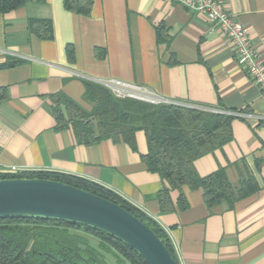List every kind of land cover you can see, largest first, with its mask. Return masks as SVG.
I'll return each mask as SVG.
<instances>
[{
  "label": "crops",
  "instance_id": "1",
  "mask_svg": "<svg viewBox=\"0 0 264 264\" xmlns=\"http://www.w3.org/2000/svg\"><path fill=\"white\" fill-rule=\"evenodd\" d=\"M89 1L87 16L65 10L62 0H29L0 13V166L70 174L113 191L166 232L179 264H264V96L238 68L231 43L174 0ZM217 1L249 28L264 62V0ZM30 20H49L52 39L31 33ZM108 79L146 87L167 103L237 112L231 141L194 165L200 176L223 169L233 186L252 176L257 190L209 208L200 190L183 186L185 207L170 190L171 209L162 211L156 195L166 184L141 160L142 131L134 151L111 140L85 146L69 126L56 128L48 95L87 108L83 81ZM88 241L104 264H128Z\"/></svg>",
  "mask_w": 264,
  "mask_h": 264
},
{
  "label": "trees",
  "instance_id": "2",
  "mask_svg": "<svg viewBox=\"0 0 264 264\" xmlns=\"http://www.w3.org/2000/svg\"><path fill=\"white\" fill-rule=\"evenodd\" d=\"M29 0H0V13L23 6ZM65 10L87 16L89 0H62ZM28 28L39 39H52L49 20H30ZM162 25L156 28L159 35ZM13 65V64H10ZM83 108L63 93L50 94L51 109L57 129L70 127L77 143L93 145L101 140L123 142L136 150L135 132L145 136L147 152L141 160L149 172L166 184L156 195L161 210H170L169 192H179V206L185 207L183 186L201 191L207 207L231 206L236 200L257 190L254 178H242L237 186L218 169L205 176L197 173L195 161L222 148L231 141L228 112L208 111L173 103L149 104L133 99L115 98L105 87L83 81ZM40 178L57 181L109 200L144 222L161 240L178 263L166 232L156 222L113 191L90 180L54 171H22L0 174L6 178ZM88 237L98 240L101 250L111 251L119 262L147 264L134 250L103 231L46 218H0V264H104L100 252L91 248ZM179 264V263H178Z\"/></svg>",
  "mask_w": 264,
  "mask_h": 264
},
{
  "label": "water",
  "instance_id": "3",
  "mask_svg": "<svg viewBox=\"0 0 264 264\" xmlns=\"http://www.w3.org/2000/svg\"><path fill=\"white\" fill-rule=\"evenodd\" d=\"M0 218H46L88 226L119 239L147 264H178L154 232L126 209L57 181L0 179Z\"/></svg>",
  "mask_w": 264,
  "mask_h": 264
},
{
  "label": "built area",
  "instance_id": "4",
  "mask_svg": "<svg viewBox=\"0 0 264 264\" xmlns=\"http://www.w3.org/2000/svg\"><path fill=\"white\" fill-rule=\"evenodd\" d=\"M188 9L203 14L206 20L219 30L231 43L235 61L238 68L258 87L264 96V62L261 60L256 48L251 43L249 28L228 14L221 2L217 0H174ZM115 98L133 99L149 104L167 103L146 87L124 82L118 79H108L101 82ZM238 116L237 112H228ZM22 172L16 168L0 166V174H16Z\"/></svg>",
  "mask_w": 264,
  "mask_h": 264
},
{
  "label": "rangeland",
  "instance_id": "5",
  "mask_svg": "<svg viewBox=\"0 0 264 264\" xmlns=\"http://www.w3.org/2000/svg\"><path fill=\"white\" fill-rule=\"evenodd\" d=\"M87 108H89V106H86Z\"/></svg>",
  "mask_w": 264,
  "mask_h": 264
}]
</instances>
